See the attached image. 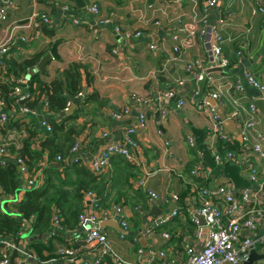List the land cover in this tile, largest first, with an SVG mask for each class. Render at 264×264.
<instances>
[{"label": "crops", "instance_id": "obj_1", "mask_svg": "<svg viewBox=\"0 0 264 264\" xmlns=\"http://www.w3.org/2000/svg\"><path fill=\"white\" fill-rule=\"evenodd\" d=\"M203 1L197 0L198 12ZM255 1L217 0L216 4L207 10L208 24L216 25L220 30L224 38L223 53L230 61L227 68L214 71L208 69L216 78L235 82L237 79L243 80L244 72L249 70L264 84V13L253 14ZM84 2L83 10L76 6L74 0H14V5L8 9L7 20L0 23L2 34L14 24L25 23L34 12L47 15L51 19V24H45L38 17L33 18L31 27L25 29V32L28 35L35 34V38L29 43L19 41L18 46L10 51L4 64L0 65V78L5 80L14 78L12 73L6 75V61L10 59L21 61L42 51L46 54L52 43L60 40L57 46L59 58L47 62L45 71L40 72L39 77L49 82L56 71L65 68L67 64L81 63L92 77L89 84L83 79L81 90L83 95L96 90L99 100L108 101L102 106L96 102L89 103L75 120L68 123V126L73 125L81 129L74 136L76 140L84 138L81 145L82 153L91 150L88 149V145L93 139L96 140L94 143L102 141L98 143L96 151L108 142H120L125 130L135 123L136 114L143 111L146 115L145 127L135 135L138 142L136 163L120 162L113 156L108 167L95 181L99 194L106 197L104 203L121 204L126 214L128 234H123V237L119 230L109 226L103 227L115 254L126 261L140 260L146 257L149 248L161 249L160 247L165 245L167 241L162 238L163 232L170 233L175 229L187 233L186 242L201 248L203 241H195L196 225L194 231L189 232L186 222L187 218L195 215L194 212L200 206L198 190L193 184L200 185L199 182H202L191 176L187 170L194 157V149L188 145L186 136L192 135L195 139L192 126L202 129L205 143L209 148V119L190 103L189 94L196 85L182 69V59L197 57L205 59L207 48L202 39L197 37L195 45L183 53L181 58L172 59L171 50L173 45L171 32L179 26L183 16L190 15L191 2L190 0H154L152 3L149 0H84ZM92 4L97 5L96 13L88 10ZM46 30H53V33L49 34ZM137 30L141 32L139 36L132 34L126 37L127 33H134ZM150 42H154L157 49L151 50L148 47ZM238 51L240 57L237 56ZM36 66L22 76L26 78L29 76L27 79L30 80L36 73L33 71ZM177 77L184 79L181 107H177L178 97L162 96L164 91L176 87ZM31 82L29 86L33 88L36 83ZM245 94V101H256L264 96V90L260 91L246 85ZM204 96L208 98L206 91L203 90L197 101L202 99L206 101ZM80 99V96L70 99L68 108L73 105V112L77 110ZM139 99H144L145 103L140 104ZM160 105L167 109L164 118L159 110ZM216 106L222 107L225 117L230 118V108L225 100H216ZM124 108L130 109L129 115H123L119 119L112 116V112H120ZM37 111L38 116L43 114V118L47 116L42 107L37 108ZM38 116L27 113L23 119H18L12 115L8 124L0 128V145L9 137L13 143L17 140L21 142L28 136L29 129H34L31 142L35 148H39L40 140H44L50 131L43 126ZM20 124L23 125L19 126ZM224 127L229 136L235 135L236 141L239 142L235 134L237 133L235 122L230 120ZM104 132L106 135L103 137ZM88 159L83 158V161ZM262 171L259 181L263 180L264 166ZM133 175H138L139 178L147 177V188L157 196L152 198L146 189L136 186L134 181L137 177L129 181ZM20 177L24 184L22 175ZM214 181L213 176L209 182L212 184ZM174 195L178 197L177 202L172 200ZM15 196L18 201L21 194ZM1 197L0 195V204L3 202ZM175 207L178 211L175 216L176 222L172 219L163 222L164 224L159 223V230H154L155 232L149 235L143 232L145 227L154 222L151 210L156 218H160L170 214ZM114 220L117 221L115 218ZM87 228L84 224L73 230L61 231L50 226L49 230L41 233L45 234L40 243L45 245L42 250L34 246L32 243L34 240H21L20 244L28 246L36 264H84L100 253L98 244L84 242V232ZM206 232L207 230L204 237L207 235ZM31 235L40 234L31 232ZM141 240L145 243H141ZM183 245L182 243L179 248L174 246L172 249L168 248L172 257L176 258V260L169 258L168 264L182 263ZM60 247L72 248L73 256L61 258L62 255L58 254ZM138 249H142V253H139ZM25 258L20 255L15 259L16 264L24 263ZM104 261L105 264H114L112 259L104 258Z\"/></svg>", "mask_w": 264, "mask_h": 264}, {"label": "built area", "instance_id": "obj_2", "mask_svg": "<svg viewBox=\"0 0 264 264\" xmlns=\"http://www.w3.org/2000/svg\"><path fill=\"white\" fill-rule=\"evenodd\" d=\"M216 1L204 0L202 13H200L196 9L197 0H190V15L183 16L179 22V26L175 27L171 32V39L173 41L171 48L172 59L181 58L183 53L195 45L197 37L204 42L207 48V57L205 59L201 57L182 59L184 72L194 80L196 85V88L191 90L189 94V100L198 111L204 113L209 119V150L215 162L222 165L231 162L240 166V174L242 172L246 173L245 179L250 185L236 190L232 182L223 175L214 176L215 181L210 184L209 180L213 175L210 169L203 166L202 153L199 150L197 151L199 160L194 164L190 174L194 178L205 182V185L201 187L197 183L193 184L198 190L200 199V206L194 213L201 214L205 220V224L200 225L194 214L191 216V220L196 225L195 241H203V246L197 248L196 244H191L190 242L184 244V260L181 264H244L252 250H255L257 254H264V190L262 189L264 177L262 181H259L264 166V132L262 130V117L256 107L255 101L250 100L247 102L244 100L246 97V85L262 91L264 90V84L249 70L244 72L243 80L237 79L235 82L223 81L208 72V69L214 67L227 68L230 64L229 59L223 53L222 44L224 38L220 30L216 25L208 24L207 10L213 7ZM13 5L14 0H0V23H4L7 20L8 9ZM88 10L96 13L97 5L92 4ZM259 13H264V0L255 1L253 14ZM37 17L45 24H51V19L47 15L34 12L25 23L10 26L4 34L1 33L0 27V65L4 64L3 58L8 57L10 51L18 46L19 41L29 43L35 38V34L28 35L25 29L30 28L33 18ZM108 21L105 20V22ZM75 22H78V20H75ZM116 30L118 31V28ZM18 33L19 35L16 36ZM132 34L139 36L141 32L137 30L134 33H127L126 37H130ZM148 47L151 50L157 49L154 42H150ZM237 56L240 57L239 51L237 52ZM27 78L26 76H21L9 80L14 84L10 93V96L13 98L10 106L7 107V104L1 100L0 96V128L8 124L9 118L12 115H15L18 119H23V116L27 113H31L35 117L38 116L37 109L31 108L21 102L34 99V94L30 90L34 89L35 86L30 88L29 79ZM175 83L176 87L164 91L162 96L165 98L178 97L177 107H181L183 104L184 79L177 77ZM203 90L206 91L208 98L225 100L228 103L230 118L235 122L237 134L240 137V141H237L239 143L237 151H219V141L234 143L236 137L235 135L229 136L226 132L224 122L217 114L215 107L203 99L197 101V97H199L200 92ZM78 96H84L83 92L81 91ZM260 99L264 100V96H261ZM138 102L144 104L145 100L139 99ZM41 107L46 112L47 102H41ZM67 109L68 104L63 112ZM159 110L164 118L167 109L163 105H160ZM129 113L130 109L124 108L123 111L112 112V116L119 119L123 115H129ZM56 117L59 116L56 115ZM41 123L50 131L51 126L47 120H42ZM145 124V113L139 111L136 114L135 123L125 130L120 142H108L101 145L87 161H83V165L94 175H99L105 171L111 158L116 155L124 157L130 163H136L138 142L135 135L145 127ZM102 135L104 137L106 133L104 132ZM83 140V137L76 140L70 150L71 157L77 156L79 158L81 156L80 154L83 152L81 148ZM186 140L191 148L196 147V142L192 135H187ZM12 143V139L9 137L3 140L0 145V157L2 158L0 160L2 163L5 162V158L12 157L7 149V146H10ZM56 160L61 161L62 159L60 156H57ZM56 160L52 161V163H58ZM64 161H68V159H64ZM15 162L19 168L20 175L24 179V184L31 186L35 181L29 177L30 174L24 160L17 157ZM46 162L48 161L46 160ZM46 162L44 159L42 165H45ZM134 184L146 189L150 197L155 198L157 196L152 190L147 188V177H137ZM0 191L3 192L1 187ZM172 200L177 202L178 197L174 195ZM15 201L17 200L15 199ZM83 201L86 207L78 216V226H83L86 223L98 224L102 220L115 218L123 229H127L128 222L121 204L114 203L110 208L98 207L95 195L89 191L84 193ZM177 212V207H175L165 217L153 219L154 222L145 227L143 232L146 235L154 233L152 229L154 226L170 220L177 215ZM52 224L58 230H62L64 227L63 217L60 216L57 210H54L52 213ZM206 230L207 235L204 237L203 235ZM84 233V242L86 244H98L100 246V253L90 262H84V264H105L103 257L105 254L111 257L114 264H168L169 258L176 260L175 257H172V253L168 251V248H149L146 251V257L136 261H126L115 254L110 245L108 235L103 231V228L88 227ZM121 236L123 237L124 235L121 234ZM162 238L168 239L169 233L163 232ZM0 242L5 244L0 249V253L2 254L0 264H9L10 250L13 248V244L1 240ZM18 250L22 251L21 249ZM137 251L142 253V249H138ZM58 254L62 255L61 258H68L73 256L74 250L68 247H60L58 248ZM28 263L26 257L22 264ZM252 264H264V257L255 260Z\"/></svg>", "mask_w": 264, "mask_h": 264}, {"label": "trees", "instance_id": "obj_3", "mask_svg": "<svg viewBox=\"0 0 264 264\" xmlns=\"http://www.w3.org/2000/svg\"><path fill=\"white\" fill-rule=\"evenodd\" d=\"M199 12L202 13V7H200ZM46 31L49 34L53 33V30ZM44 53L43 51L35 53L31 57L21 61L14 59L6 61V75L12 73L14 78L25 75L37 65ZM4 60L5 58H3V63ZM39 75L41 73L36 72L28 80L30 83H32L31 81H35L36 83L35 88L30 90L34 94V99L21 102L34 109L41 107V102H47V111L43 113L48 117L51 116V118L47 119V122L51 126L49 135L44 140H40L39 148H35L33 142H31L35 131L28 128V136L24 137L21 142L17 140L10 146H7L9 153L14 159L12 157L11 160L10 158L4 159L5 162L3 163L0 160V187L5 194V200L0 204V236H10L12 239H16L25 228H31L32 232L37 234L49 230L50 226L53 225L52 213L54 210H57L60 216L63 217L64 227L61 231L77 228L78 216L86 207L83 202L85 192L89 191L95 195L98 207L110 208L114 204L112 202L105 204V195L102 196L98 192V186L95 181L102 174L94 175L88 170L82 164L83 158L81 159V156L79 158L77 156L71 157L70 150L76 142L74 135L81 129L75 128L73 125L68 126V123L75 120L89 103L96 102V104L98 103L102 106L107 104L108 101L104 99L102 101L99 100L98 91L94 90L81 97V101L77 103V110L69 115L60 116L59 114L63 112L70 99L77 97L81 92L83 79L88 84L91 83L92 77L90 73L85 65L71 62L65 68L57 70L49 82L42 80ZM13 85L9 80L0 78V96L1 100L7 104V107L13 101V98L10 96ZM56 115L59 117H56ZM22 125L20 124L19 126ZM95 141L93 139L89 143L88 149H91ZM238 147L239 143L237 141L234 143L227 141L218 142L220 152L228 150L237 151ZM193 149L194 157L187 167L189 173L194 164L199 160L197 146ZM57 156H60L62 160L57 161ZM17 157L24 160L30 174L29 177L35 181L31 186L22 188L23 182L20 174L17 173V164L15 162ZM116 157L120 162L126 161L130 163L122 156L116 155ZM44 159L45 162L47 160L50 163L47 164L46 162L45 165H42ZM64 159H68V161H64ZM55 160L58 163H52ZM62 161L64 162L61 163ZM137 176L133 175L129 181H133L134 177L136 178ZM199 183L201 187L205 185L203 182ZM17 194H21L20 199L13 201L17 197L15 196ZM172 219L173 222H176L177 217L174 216L170 220ZM186 222L189 232H193L195 224L191 218H187ZM138 223L136 224L138 225ZM159 228L160 226L157 225L152 229L156 231ZM186 236L187 233L182 230H172L169 233V238L165 239L167 242L160 248L172 249L173 246L179 248L182 243H187ZM32 243L39 250L45 248V245L40 244L42 243L41 239L34 240ZM4 245L0 242V249ZM1 255L0 253V257ZM28 264L36 263L29 262Z\"/></svg>", "mask_w": 264, "mask_h": 264}, {"label": "water", "instance_id": "obj_4", "mask_svg": "<svg viewBox=\"0 0 264 264\" xmlns=\"http://www.w3.org/2000/svg\"><path fill=\"white\" fill-rule=\"evenodd\" d=\"M149 1H150V3H152L154 0H149ZM74 2L78 8H83V10H84V5H85L84 0H74ZM59 43H60V40H56L55 42L52 43L50 50L41 57V59L37 63V66L33 69L34 72H42L43 73L45 71V65L47 64V62H49L51 59H58L59 58V55L57 53V46ZM216 69L221 70V68H219V67H214V68H211L210 71H214ZM27 77H29V76H27ZM204 99L206 101H208L209 104H212L213 106H215V110H216L217 114L220 116V118L223 120L224 125L227 126L228 123L230 122V120L232 121V119L225 117L222 107L216 106V100H214L212 98H206V97ZM255 104H256V107H257V109H258V111L262 117V130L264 132V100L263 99H257L255 101ZM73 108H74L73 105L70 106L67 110L62 112L60 114V116L71 114L73 112ZM49 118H51V116H49V117L45 116L44 118L42 115L38 116V119L41 121L44 119H49ZM191 130L195 136L197 147H198L199 151L202 153L203 166L210 169L213 176L223 175L224 177L228 178L232 182V184L234 185L236 190H239L240 188H242L244 186L250 185V183L244 177L241 176L240 166L233 164L231 162L228 164H224V165L215 162V160L212 156V153L210 152L207 144L205 143L204 131L202 129L195 128L192 126ZM235 134H237V133H235ZM237 136H238V134H237ZM238 140L240 141L239 136H238ZM99 142L94 143L93 147L91 148V150L89 152L81 153L80 155L82 156V158H90L91 155L96 151L97 146L100 143H102V141L100 143ZM0 159H2V158L0 157ZM5 159H7V158H5ZM17 173L20 174L18 166H17ZM24 187H26L25 184H23V188ZM262 189L264 190V182L262 184ZM0 195L2 196L1 198L4 201L5 195L3 194V192L2 193L0 192ZM150 214L152 215V218H154V219L157 217L152 212V210L150 211ZM195 216L198 219L200 225L205 224V220L201 214L196 213ZM85 225H87L88 227H100V228H103L105 226H109V227H113V228L119 230V232H121V234H128V231L123 229L118 224V222L114 219L102 220L98 224L86 223ZM31 232H32L31 228H25L16 239H12L10 236H4V237L0 236L1 241L7 242L9 244H13V248L10 250L9 264H16L15 259L17 257H19L20 255H23L24 257L26 255L28 262H34L35 263V261L32 258L31 252L28 250V246L27 245L23 246L22 244H20V242H21V240L32 241L35 239H42V238H44L45 234L44 235L43 234L31 235ZM137 237L139 238V236H137ZM141 243H145V242L143 240H141ZM18 249L22 250V251H20L21 253H19ZM103 257L105 259H108V260L111 259V257L108 254H105ZM263 257H264V254H257L255 252V250H252L248 259L244 262V264H252L255 260L261 259Z\"/></svg>", "mask_w": 264, "mask_h": 264}, {"label": "rangeland", "instance_id": "obj_5", "mask_svg": "<svg viewBox=\"0 0 264 264\" xmlns=\"http://www.w3.org/2000/svg\"><path fill=\"white\" fill-rule=\"evenodd\" d=\"M182 69H183V67H182ZM241 175H242L243 177H246V173H245V172H242Z\"/></svg>", "mask_w": 264, "mask_h": 264}]
</instances>
